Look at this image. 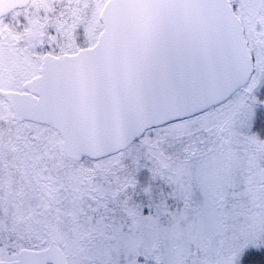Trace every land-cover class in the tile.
I'll return each instance as SVG.
<instances>
[{"label":"snow or ice","instance_id":"snow-or-ice-1","mask_svg":"<svg viewBox=\"0 0 264 264\" xmlns=\"http://www.w3.org/2000/svg\"><path fill=\"white\" fill-rule=\"evenodd\" d=\"M0 264H264V0H0Z\"/></svg>","mask_w":264,"mask_h":264}]
</instances>
